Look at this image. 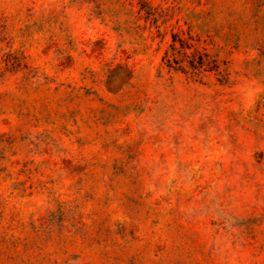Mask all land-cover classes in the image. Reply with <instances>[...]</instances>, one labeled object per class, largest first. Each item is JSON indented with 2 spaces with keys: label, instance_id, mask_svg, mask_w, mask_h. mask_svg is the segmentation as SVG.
Here are the masks:
<instances>
[{
  "label": "rangeland",
  "instance_id": "1",
  "mask_svg": "<svg viewBox=\"0 0 264 264\" xmlns=\"http://www.w3.org/2000/svg\"><path fill=\"white\" fill-rule=\"evenodd\" d=\"M0 264H264V0H0Z\"/></svg>",
  "mask_w": 264,
  "mask_h": 264
}]
</instances>
